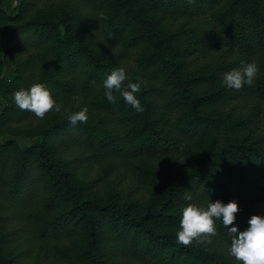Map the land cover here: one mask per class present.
<instances>
[{"label":"trees","instance_id":"1","mask_svg":"<svg viewBox=\"0 0 264 264\" xmlns=\"http://www.w3.org/2000/svg\"><path fill=\"white\" fill-rule=\"evenodd\" d=\"M2 17L13 24L0 32V132L35 141L0 144V264H240L220 220L197 245L151 223H180L174 201L236 200L239 230L264 213V0H18ZM242 61L256 78L227 87L223 74ZM116 68L124 87L140 84L143 111L115 90L108 101L103 80ZM36 83L59 112L41 119L16 105ZM85 106L87 121L72 125ZM170 183L158 214L132 212L133 197ZM100 184L129 199L84 194Z\"/></svg>","mask_w":264,"mask_h":264},{"label":"clouds","instance_id":"2","mask_svg":"<svg viewBox=\"0 0 264 264\" xmlns=\"http://www.w3.org/2000/svg\"><path fill=\"white\" fill-rule=\"evenodd\" d=\"M242 67L232 69L223 74V83L229 88L239 89L244 84H252L259 68L254 62L242 61ZM128 79L124 68L113 69L103 80L105 96L109 102L114 101L113 91L119 92L126 103L130 104L137 112L143 111L140 99L136 93L140 90L138 82L123 83ZM14 101L21 109L33 112L35 116L43 118L50 110L59 112L61 105L52 96L50 90L43 83H36L28 89H19L14 93ZM72 125L87 121L88 109L85 106L80 111L68 117ZM184 199H193L190 192H186ZM239 211L238 202L229 200H210L207 206L189 203L182 210L180 229L177 231L176 240L179 244L189 245L195 243H211V237L216 235L217 229L214 221L220 220L231 237L229 255L240 264H264V213L253 214L249 217L248 226L239 230L233 222ZM230 226V227H229Z\"/></svg>","mask_w":264,"mask_h":264},{"label":"rangeland","instance_id":"3","mask_svg":"<svg viewBox=\"0 0 264 264\" xmlns=\"http://www.w3.org/2000/svg\"><path fill=\"white\" fill-rule=\"evenodd\" d=\"M18 0H0V9L2 7L8 6L11 10L14 7H17ZM6 24V25H5ZM11 22H8L5 20L3 17L0 18V32L2 31V28H5L7 26H10ZM14 73V70L8 64L6 70L3 72L4 76L7 78H11ZM1 84V83H0ZM4 97V95L0 96V98ZM8 140H13L17 146L19 147H27L31 146L35 139H29V138H24V137H12L6 134V131L3 130L0 132V144H3L4 142ZM83 170H80V173L77 174L75 177L76 180H79L82 178ZM172 184H168L165 187H156L152 191L144 192V195L141 197V199H138V197H133L132 198V203H133V209L132 212L135 214H141L144 211L151 209V211L154 214H158L159 209L161 208L162 203L160 202L162 195L165 196V198L168 196L170 188ZM110 193H116L117 194V199L118 203H123L124 201H127L129 199L128 195L126 193L119 194L118 193V187L112 186L110 184H100L97 188L92 189L90 192L84 193L85 195L93 196L94 198H97L101 202H105L108 194ZM162 194V195H159ZM169 206V211L174 213V212H180V215H182V210L184 207H182L180 204H177V201L171 202ZM158 220L154 221L151 223V226L154 227L156 230L160 231H171L174 233L175 237L177 234V231L180 229V223H170L166 224L167 221L164 219H160L161 217L158 216ZM94 219L98 221V224L100 225V228L104 230L106 233L112 232L110 227L108 226V223L106 222V219L102 218L100 215H95ZM114 236V234H113ZM114 243H117V240L114 239ZM102 244L105 245H110L109 239H104ZM192 244L197 245L198 243L193 242ZM11 246H18L17 242L15 241L14 243L11 244ZM113 263H116L115 260L117 261V258H112L110 259ZM122 264L121 262H118Z\"/></svg>","mask_w":264,"mask_h":264}]
</instances>
